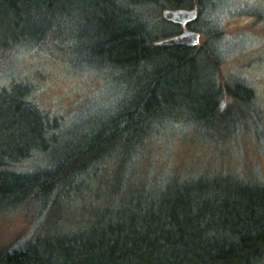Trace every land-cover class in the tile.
Here are the masks:
<instances>
[{
    "label": "trees",
    "instance_id": "16d2710c",
    "mask_svg": "<svg viewBox=\"0 0 264 264\" xmlns=\"http://www.w3.org/2000/svg\"><path fill=\"white\" fill-rule=\"evenodd\" d=\"M227 2L0 0L2 51L64 50L118 92L69 130L31 83L3 88L0 214H32L33 228L0 264H264V178L151 159L170 135L224 157L259 129L255 90L223 69ZM195 7L188 27L205 40L158 45L183 30L163 12Z\"/></svg>",
    "mask_w": 264,
    "mask_h": 264
},
{
    "label": "rangeland",
    "instance_id": "374dc122",
    "mask_svg": "<svg viewBox=\"0 0 264 264\" xmlns=\"http://www.w3.org/2000/svg\"><path fill=\"white\" fill-rule=\"evenodd\" d=\"M224 7L220 17L228 50L223 69L242 76L255 90L259 129L238 138L230 151L224 150L230 152L224 157L206 144L185 139L182 133L170 135L158 143L151 159L159 168L194 172L219 161L221 166L242 174L264 178V0H228ZM157 31L164 32L165 28L159 26ZM69 56L50 46L0 48V94L3 88L13 93L16 85L31 83L41 105L59 113L69 130L75 128L77 117L87 108L111 103L118 92L116 82L113 86L112 79L106 77L112 75L103 72V77L81 69L74 63V54ZM30 217L18 210L0 214L1 248L28 236L33 228Z\"/></svg>",
    "mask_w": 264,
    "mask_h": 264
},
{
    "label": "water",
    "instance_id": "95a60500",
    "mask_svg": "<svg viewBox=\"0 0 264 264\" xmlns=\"http://www.w3.org/2000/svg\"><path fill=\"white\" fill-rule=\"evenodd\" d=\"M199 9L195 8H183V9H167L163 12V16L166 20L180 24L183 27V31L173 37L158 41V45H185L189 47L196 46L201 41V34L188 27L190 22L197 19Z\"/></svg>",
    "mask_w": 264,
    "mask_h": 264
}]
</instances>
